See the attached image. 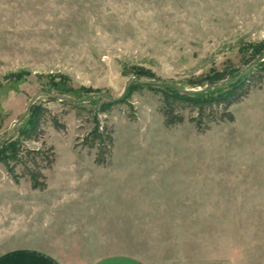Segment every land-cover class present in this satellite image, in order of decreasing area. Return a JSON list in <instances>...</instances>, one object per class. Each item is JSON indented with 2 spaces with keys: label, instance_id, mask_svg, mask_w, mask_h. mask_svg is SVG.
I'll return each instance as SVG.
<instances>
[{
  "label": "rangeland",
  "instance_id": "1",
  "mask_svg": "<svg viewBox=\"0 0 264 264\" xmlns=\"http://www.w3.org/2000/svg\"><path fill=\"white\" fill-rule=\"evenodd\" d=\"M262 40L264 0H0V135L39 91L118 98L141 69L189 89L213 69L241 67ZM106 101L37 100L48 111L44 135L27 146L52 147L55 163L43 170L44 191L0 164V254L33 246L67 264L110 253L146 264H264V79L232 105L234 122L203 132L189 109L167 126L162 95L135 91L99 114L114 131L109 164L99 166L79 138Z\"/></svg>",
  "mask_w": 264,
  "mask_h": 264
},
{
  "label": "trees",
  "instance_id": "2",
  "mask_svg": "<svg viewBox=\"0 0 264 264\" xmlns=\"http://www.w3.org/2000/svg\"><path fill=\"white\" fill-rule=\"evenodd\" d=\"M246 73L241 76V73ZM137 80H161L151 70H138L135 73ZM264 79V40L253 44L242 58L241 67L228 64L222 70L213 69L209 73L187 81L189 89L210 88L202 93H183L170 86L154 87L150 85H140L133 83L128 92L118 102L106 101L99 111L92 115V126L87 134L79 138L81 144L89 149H95V164L107 166L114 147V131L107 123H102L99 114L108 113L117 104L123 103L135 91L147 88L162 95L163 107L161 113L167 126H173L184 122V116L179 110L189 109L193 115L190 122L200 132L209 130L213 124L221 122H234V115L230 108L232 105L240 103L250 92L252 87L257 86ZM224 84L222 88H211L214 85ZM183 89V88H182ZM101 91L92 88L80 87L78 89H59L57 92L61 96L73 99L86 98L91 94ZM96 99V98H93ZM93 99L89 100L91 102ZM99 100L103 98H98ZM63 105H70L73 108L79 104L62 101ZM46 107L37 102L32 106L30 113L17 127L15 137L0 142V164L4 166L6 172L13 178L15 183H19L21 178H27L33 190L44 191L47 188L46 176L43 170L51 169L55 163V153L52 147L32 150L27 146L28 142H37L43 138L42 122L47 113ZM53 126L56 130H65L66 127L52 118ZM22 167V173H17V168Z\"/></svg>",
  "mask_w": 264,
  "mask_h": 264
},
{
  "label": "crops",
  "instance_id": "3",
  "mask_svg": "<svg viewBox=\"0 0 264 264\" xmlns=\"http://www.w3.org/2000/svg\"><path fill=\"white\" fill-rule=\"evenodd\" d=\"M0 264H67L52 252L33 246H22L0 254ZM72 264H146L127 254H111L93 261H78Z\"/></svg>",
  "mask_w": 264,
  "mask_h": 264
},
{
  "label": "water",
  "instance_id": "4",
  "mask_svg": "<svg viewBox=\"0 0 264 264\" xmlns=\"http://www.w3.org/2000/svg\"><path fill=\"white\" fill-rule=\"evenodd\" d=\"M248 70V68L246 70H244V72L241 73V76H244V74L246 73V71ZM133 83H138L140 85H150V86H154V87H159V86H170L178 91H181L183 93H202L207 91L210 86H206L203 89H182L180 86L178 85H173L167 82H159L156 80H136L135 78H130L125 85V88L123 90V93L120 97L118 98H113V97H109L108 95L104 94V93H94L89 95L86 98H81V99H73L64 95H60V94H50L47 91H39L37 93L34 94V96H32L30 102L28 103V106L25 110V112L20 115V117L17 119V121H15L12 131L7 133L6 135H0V142L4 141V140H9L12 139L13 137H15L16 133H17V127L22 123V121L26 118V116L30 113L32 106L37 102L38 99L41 98H47L50 100H56V101H68V102H73V103H77V104H84L87 103L89 100L93 99V98H104L108 101H112V102H118L121 99L124 98V96L126 95L129 87L131 84ZM224 86V84H220V85H214L211 86V88H222Z\"/></svg>",
  "mask_w": 264,
  "mask_h": 264
}]
</instances>
